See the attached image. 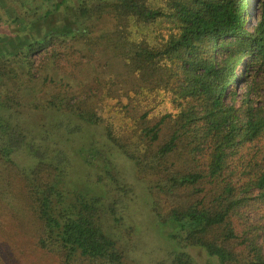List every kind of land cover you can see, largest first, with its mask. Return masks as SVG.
<instances>
[{"label": "trees", "instance_id": "trees-1", "mask_svg": "<svg viewBox=\"0 0 264 264\" xmlns=\"http://www.w3.org/2000/svg\"><path fill=\"white\" fill-rule=\"evenodd\" d=\"M3 5L4 264H131L104 228L106 214L121 220L119 194L129 195V188L99 176L111 193L113 185L121 191L108 201L68 185L70 152L56 144L81 132L73 117L103 125L134 162L156 224L189 225L183 248L159 264H201L189 247L205 250V264H264V0ZM87 66L97 72L89 81ZM27 92L38 98L26 103ZM25 108L59 112L68 121L35 124ZM84 149L80 154L93 164L98 150ZM19 152L28 166L15 161Z\"/></svg>", "mask_w": 264, "mask_h": 264}, {"label": "rangeland", "instance_id": "rangeland-1", "mask_svg": "<svg viewBox=\"0 0 264 264\" xmlns=\"http://www.w3.org/2000/svg\"><path fill=\"white\" fill-rule=\"evenodd\" d=\"M0 8H5L3 0H0ZM3 10V13L7 14L8 9ZM10 30L7 29L6 31L9 32ZM87 56H89L88 53ZM36 60L39 62L40 58L38 57ZM96 74L97 72L92 66H87L83 71V77L88 81L94 78ZM37 90H39V86ZM26 94V103H29L38 98L39 93L27 92ZM23 110L27 120L35 124L53 123L59 119L68 121V118L59 112L36 111L31 108ZM71 121L73 124L81 126V132L77 135H71L69 139L68 137L58 139L56 144L70 152L69 187L80 189L84 193L100 195L109 199L108 201L112 200L109 194L113 192L119 194L121 191L120 189L117 191V188L112 184L113 192L111 193V188L109 190L108 186L97 182L99 176L114 177L120 186L129 188V195L127 193L119 194L121 197L118 207L122 216L121 220L115 221L111 215L106 214L104 228L109 235L119 241L130 263L159 264L161 260L166 258L169 251L182 249L181 238L186 234L189 225L177 220L156 224V217L150 205L147 204L149 196L147 181L136 180L134 162L111 143L106 137L104 126L89 125L76 117H73ZM91 145L98 150V154L97 158L92 161L93 164H87L80 152ZM14 158L21 166L29 165L28 157L22 152H19ZM188 251L201 264H205L209 259L203 248L189 247ZM0 264H4L1 259Z\"/></svg>", "mask_w": 264, "mask_h": 264}]
</instances>
